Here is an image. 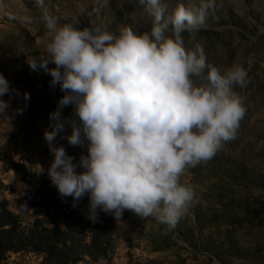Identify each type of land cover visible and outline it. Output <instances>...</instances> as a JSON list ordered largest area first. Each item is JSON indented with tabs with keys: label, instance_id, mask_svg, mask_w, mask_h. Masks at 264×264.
<instances>
[{
	"label": "rangeland",
	"instance_id": "1",
	"mask_svg": "<svg viewBox=\"0 0 264 264\" xmlns=\"http://www.w3.org/2000/svg\"><path fill=\"white\" fill-rule=\"evenodd\" d=\"M166 16L183 5L204 16L195 33L184 32L186 49L204 47L208 62L221 71L233 64L247 70L246 86H235L246 109L235 139L225 142L209 161L189 167L181 182L194 201L175 228L153 217L129 211L115 217L112 249L107 258L85 256L78 264H264V0H162ZM79 27L107 26L118 32L130 26L150 30L151 17L139 0H0V73L13 91L0 99L10 103L0 114V156L22 162L49 179L53 160L44 133L65 94L51 76L33 71L28 61L48 57L50 34L45 16ZM49 67H55L50 63ZM199 82V81H198ZM18 92V94H17ZM30 94L25 102L24 93ZM18 109H23L22 114ZM63 133L53 142L74 162L87 155V140L67 141L73 106L60 109ZM82 169L78 168L77 171ZM32 186L0 162V200H5L27 231L36 221L46 225L51 212L35 204ZM65 226L63 225L62 228ZM88 241V238H87ZM43 254L25 248L7 252L0 264H39Z\"/></svg>",
	"mask_w": 264,
	"mask_h": 264
},
{
	"label": "clouds",
	"instance_id": "2",
	"mask_svg": "<svg viewBox=\"0 0 264 264\" xmlns=\"http://www.w3.org/2000/svg\"><path fill=\"white\" fill-rule=\"evenodd\" d=\"M139 3L151 17L150 30L143 32L79 27L46 15L49 55L28 64L65 93L44 133L53 154L48 177L60 196L72 197L75 207L87 194L93 222L97 209L117 219L128 210L172 229L194 201L181 176L236 137L246 109L234 88L246 86L248 72L240 64L221 71L200 44L186 49L182 34L200 30L202 13L179 5L166 16L162 0ZM12 91L0 73V97ZM23 98L27 102L30 94ZM68 105L78 117L68 121V143L87 140L79 163L53 143L64 132L60 109ZM9 106L0 99V114Z\"/></svg>",
	"mask_w": 264,
	"mask_h": 264
},
{
	"label": "trees",
	"instance_id": "3",
	"mask_svg": "<svg viewBox=\"0 0 264 264\" xmlns=\"http://www.w3.org/2000/svg\"><path fill=\"white\" fill-rule=\"evenodd\" d=\"M0 162L32 186L34 200L39 198L35 204L52 213L46 225L36 221L26 231L18 217L8 209L6 201L0 200V262L7 252L25 248L43 254L39 264H78L85 256L93 260L107 258L115 231L114 215L97 209V220L93 222L89 219L87 194L73 207L72 197H61L46 176L38 175L11 158L0 156ZM128 212L125 210L122 215L126 216Z\"/></svg>",
	"mask_w": 264,
	"mask_h": 264
}]
</instances>
